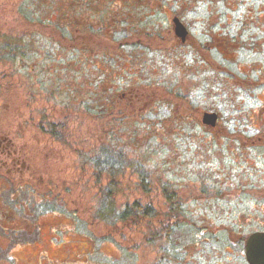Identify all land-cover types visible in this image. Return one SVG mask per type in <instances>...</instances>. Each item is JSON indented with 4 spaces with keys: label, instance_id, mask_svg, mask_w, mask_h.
<instances>
[{
    "label": "rangeland",
    "instance_id": "obj_1",
    "mask_svg": "<svg viewBox=\"0 0 264 264\" xmlns=\"http://www.w3.org/2000/svg\"><path fill=\"white\" fill-rule=\"evenodd\" d=\"M0 36L26 53L0 61V203L15 211L0 264H248L240 238L264 230V0H0ZM106 147L123 162L111 194ZM166 185L219 234L175 238L173 263L148 227L105 212L165 209Z\"/></svg>",
    "mask_w": 264,
    "mask_h": 264
},
{
    "label": "trees",
    "instance_id": "obj_2",
    "mask_svg": "<svg viewBox=\"0 0 264 264\" xmlns=\"http://www.w3.org/2000/svg\"><path fill=\"white\" fill-rule=\"evenodd\" d=\"M19 12L21 14V17L25 21V24L32 27V22L37 21V19H33L32 11L29 6L20 7ZM71 27L77 29V26L75 24L73 25L66 22L63 25V29L60 30V33L64 38H69L71 36ZM2 39L3 38L0 36V61L1 58H9L12 62L18 60V62L23 65V63L26 62V53H24L23 49H20V47H18L17 45L8 43L7 41H4ZM86 108L89 113L97 112L96 109H92L89 106H87ZM58 126V124H53L52 128H57ZM56 136L58 138L60 137V135L58 134H56ZM119 162L121 164L123 163L115 159L113 151L108 147L103 150L102 158L97 161L96 166L99 171V177L102 176L104 172H106L111 178L110 183L107 186L108 194H111L113 192L112 186L114 184H117L115 178V170L116 168L122 167ZM143 184L145 188V183ZM164 193L167 204L165 209H163V207L160 208L159 206L155 207L153 204H142L139 201H135L131 205L127 204L121 210H115L110 205H107L108 207H106L105 212L112 215V217L116 221L115 223H122V225L126 224L130 227H139L140 230H143L142 228H140V226L148 227L147 230H149V242H157L158 240H163V242L165 243L163 244L164 255L167 258V261L172 263L175 261H183L186 258V252L180 251L179 247L176 246V239H178V242L183 250L185 246L184 244L187 242L198 244L199 242H209L210 239L213 240L219 238V234L205 232L206 229L210 226L209 220H206V224L204 225L203 223H200L198 219L194 218L188 207L183 204V201L176 190L173 189L171 191L166 185L164 187ZM108 194L107 197H104L103 204L105 205L107 201L111 200V196ZM229 230L233 234L236 233L233 229ZM111 236L112 235H110V238ZM185 237L187 238V241H184ZM103 239H108V237H105ZM246 239L247 236L242 235L239 241V246L242 247L241 250L244 251V255Z\"/></svg>",
    "mask_w": 264,
    "mask_h": 264
},
{
    "label": "water",
    "instance_id": "obj_3",
    "mask_svg": "<svg viewBox=\"0 0 264 264\" xmlns=\"http://www.w3.org/2000/svg\"><path fill=\"white\" fill-rule=\"evenodd\" d=\"M175 34L183 41L188 35V30L179 17L173 18ZM202 122L205 125L215 127L218 122L217 112H205ZM245 257L248 264H264V231L252 232L246 240Z\"/></svg>",
    "mask_w": 264,
    "mask_h": 264
},
{
    "label": "flooded vegetation",
    "instance_id": "obj_4",
    "mask_svg": "<svg viewBox=\"0 0 264 264\" xmlns=\"http://www.w3.org/2000/svg\"><path fill=\"white\" fill-rule=\"evenodd\" d=\"M174 17H179V16H174ZM173 17V18H174ZM180 18V17H179ZM180 20H181V18H180ZM182 21V20H181ZM183 22V21H182ZM183 24L186 26V28H187V30H188V35H187V37H186V39L183 41L180 37H178L176 34V36L180 39V41H181V43H186L188 40H189V38L191 37V31L188 29V26L183 22ZM173 27H174V24H173ZM175 32V31H174ZM256 87L258 88V90H259V92H261V94L262 93H264V79H262L261 78V81H259L258 83H256ZM256 95H258V93L256 94ZM218 114V113H217ZM203 118V117H202ZM218 119H219V115H218ZM208 126V125H207ZM209 127H211V126H209ZM216 127V126H215ZM211 128H214V127H211ZM257 138V137H256ZM259 139H260V137H259ZM255 140V139H254ZM254 140H253V142H254ZM256 140H258V138L256 139ZM7 210H9V211H11V213H15V211H14V208H11V207H8V205H4V204H1L0 203V214L2 213V214H8L9 213V211H7ZM1 214V215H2ZM0 215V216H1ZM1 218H2V216H1ZM24 223H26V224H28L29 225V227H31L32 226V222H29V221H25ZM1 226V225H0ZM2 229H5L6 230V228L5 227H2ZM256 231H264V230H256Z\"/></svg>",
    "mask_w": 264,
    "mask_h": 264
}]
</instances>
